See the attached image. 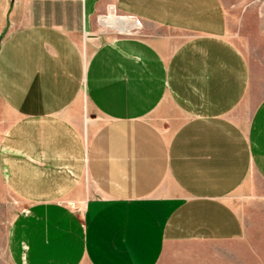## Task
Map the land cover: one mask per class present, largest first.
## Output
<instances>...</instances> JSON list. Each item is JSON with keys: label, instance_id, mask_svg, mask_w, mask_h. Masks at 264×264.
I'll list each match as a JSON object with an SVG mask.
<instances>
[{"label": "crops", "instance_id": "crops-1", "mask_svg": "<svg viewBox=\"0 0 264 264\" xmlns=\"http://www.w3.org/2000/svg\"><path fill=\"white\" fill-rule=\"evenodd\" d=\"M110 17L140 28L102 38ZM0 177L23 264L242 254L235 195L264 185V0H0Z\"/></svg>", "mask_w": 264, "mask_h": 264}, {"label": "rangeland", "instance_id": "rangeland-1", "mask_svg": "<svg viewBox=\"0 0 264 264\" xmlns=\"http://www.w3.org/2000/svg\"><path fill=\"white\" fill-rule=\"evenodd\" d=\"M109 16L114 17L113 14ZM97 23L98 33L102 34V38L113 39L118 36L116 30L103 29L98 21ZM139 28L137 26L136 29ZM136 32L135 36H142L141 33L138 34V30ZM256 55L263 60L260 45ZM235 198L234 203L237 204L246 226V239L243 241L245 249L242 254L236 255L237 257H221L219 261V250L213 249L211 245H204L190 251V254H195L188 257L171 258V264H264V185L254 178L252 186L239 190ZM21 209L22 204L8 194L0 177V264H23L19 234L11 232L15 222L19 220ZM75 216L76 222L81 223L82 215L76 213ZM73 244L76 246V241ZM225 252L226 250L221 249V256ZM79 264L86 262L79 258Z\"/></svg>", "mask_w": 264, "mask_h": 264}, {"label": "bare ground", "instance_id": "bare-ground-1", "mask_svg": "<svg viewBox=\"0 0 264 264\" xmlns=\"http://www.w3.org/2000/svg\"><path fill=\"white\" fill-rule=\"evenodd\" d=\"M100 25L104 29L116 30L119 33H127L137 28V24L130 22L124 18H103L100 19Z\"/></svg>", "mask_w": 264, "mask_h": 264}, {"label": "built area", "instance_id": "built-area-1", "mask_svg": "<svg viewBox=\"0 0 264 264\" xmlns=\"http://www.w3.org/2000/svg\"><path fill=\"white\" fill-rule=\"evenodd\" d=\"M72 211L80 212L81 208L79 207V205H75V206H72Z\"/></svg>", "mask_w": 264, "mask_h": 264}]
</instances>
